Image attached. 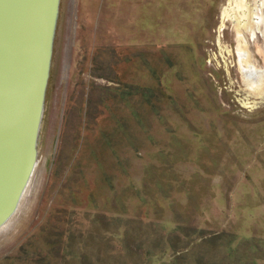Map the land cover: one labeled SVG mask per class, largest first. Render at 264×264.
<instances>
[{"label": "rangeland", "instance_id": "rangeland-1", "mask_svg": "<svg viewBox=\"0 0 264 264\" xmlns=\"http://www.w3.org/2000/svg\"><path fill=\"white\" fill-rule=\"evenodd\" d=\"M262 1L243 32L257 70ZM227 3L60 0L40 164L0 228V264H258L264 97L244 83Z\"/></svg>", "mask_w": 264, "mask_h": 264}, {"label": "water", "instance_id": "water-1", "mask_svg": "<svg viewBox=\"0 0 264 264\" xmlns=\"http://www.w3.org/2000/svg\"><path fill=\"white\" fill-rule=\"evenodd\" d=\"M60 0H0V228L37 164Z\"/></svg>", "mask_w": 264, "mask_h": 264}, {"label": "bare ground", "instance_id": "bare-ground-1", "mask_svg": "<svg viewBox=\"0 0 264 264\" xmlns=\"http://www.w3.org/2000/svg\"><path fill=\"white\" fill-rule=\"evenodd\" d=\"M227 5L222 9L221 19L222 22L229 18L231 22L237 25L236 31L241 40H239V65L243 75L244 83L247 89L256 98L263 99L264 97V70H257L253 64L250 63L249 56L245 54L244 48L245 38L243 32L250 29L252 21H257L253 18L255 7L261 8L262 0H227ZM246 55V56H245ZM242 66V67H241ZM246 106L248 104H245ZM248 105V108L254 107Z\"/></svg>", "mask_w": 264, "mask_h": 264}, {"label": "flooded vegetation", "instance_id": "flooded-vegetation-1", "mask_svg": "<svg viewBox=\"0 0 264 264\" xmlns=\"http://www.w3.org/2000/svg\"><path fill=\"white\" fill-rule=\"evenodd\" d=\"M60 14L61 13H60V5H59L58 18H57V24H56V30H55L54 42H53V50H52V57H51V65H50L49 78H50V73H51L52 69L54 68V64H55V60H56V57H55V55H56V38H57V35H58L57 32H58V28H59L58 26H59V22H60L59 21L60 20L59 19L60 18ZM101 42H102V40H101ZM103 47H104V45H103V42H102V43L99 44L98 49L97 48L96 49L101 53V50L100 49H102ZM93 50L90 53H88L87 51H83V56L82 57H83L84 60H86V62L89 63L88 70H89L91 76H93V77H91V79H93V81L102 80L103 82H105L106 79L103 76V74L100 75V72H104V68H105L104 67V64H103V60L100 59L99 62L97 63V66H95V63H94L95 62L94 61L95 54H94ZM78 57H79V55H78ZM80 58H81V56H80ZM72 63L73 62H72V54H71V56H70V65L71 66L69 68V71H70V73H72L74 75H77V73H76V72H78L77 66H74ZM95 72H98V75L96 77L93 75ZM49 78H48V83H49ZM48 83H47V88H48ZM74 83H76V82H74ZM108 83H109V85H113V86L116 85L115 82H114V80H112V79H111V81H108ZM47 88H46V93H47ZM46 93H45L44 108H43V115H42V119H41L40 129H42V125H43L44 118H45V111H46L45 110V106H46V100H47L46 99V97H47V94ZM84 99H86V101H87V96ZM84 112H85V110H84ZM40 129H39L38 138H37V148H38V145L40 146ZM39 164H40V161L38 160V149H37V164H36L35 168H37V166Z\"/></svg>", "mask_w": 264, "mask_h": 264}, {"label": "trees", "instance_id": "trees-1", "mask_svg": "<svg viewBox=\"0 0 264 264\" xmlns=\"http://www.w3.org/2000/svg\"><path fill=\"white\" fill-rule=\"evenodd\" d=\"M248 245H245L242 248L243 250H245V252H254L256 250H258L259 252L260 251L262 252V246L260 244L252 243V244H248ZM232 250L233 251L231 252V256H235L236 250L235 249H232ZM228 255H229V253H228ZM253 260L256 261L258 264H264V253L260 254V257L258 255L253 257Z\"/></svg>", "mask_w": 264, "mask_h": 264}]
</instances>
